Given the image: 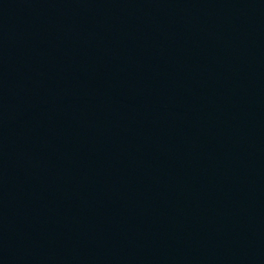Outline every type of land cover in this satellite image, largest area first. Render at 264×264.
Listing matches in <instances>:
<instances>
[{"label":"water","instance_id":"obj_1","mask_svg":"<svg viewBox=\"0 0 264 264\" xmlns=\"http://www.w3.org/2000/svg\"><path fill=\"white\" fill-rule=\"evenodd\" d=\"M0 264H264V0H0Z\"/></svg>","mask_w":264,"mask_h":264}]
</instances>
